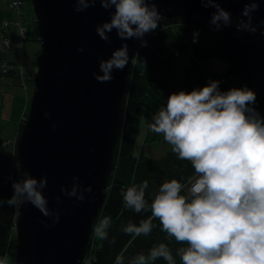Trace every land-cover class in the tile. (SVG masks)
I'll return each mask as SVG.
<instances>
[{
  "label": "clouds",
  "instance_id": "1",
  "mask_svg": "<svg viewBox=\"0 0 264 264\" xmlns=\"http://www.w3.org/2000/svg\"><path fill=\"white\" fill-rule=\"evenodd\" d=\"M72 2L77 12L97 2L106 10L115 8L110 19L96 25L97 34L106 42H110L109 33L115 29L122 41L136 39L140 48L148 47L144 37L155 31L162 19L156 0ZM200 3L215 9L210 18L215 30L232 25L231 13L221 7L219 0ZM258 8V0H245L242 16L235 24L237 31L252 34L257 31L253 13ZM198 36L199 31L195 30L193 43H197ZM77 51H83V47ZM129 58V46L123 43L107 59L99 60L100 71L93 76L98 82H109L114 78L113 70L122 71ZM255 100V92L247 85L221 91L218 80H211L202 88L169 95L166 106L153 115L149 129L163 134L179 159L191 162L197 178L184 195L181 189L186 185L176 178L166 180L151 204L145 199L147 180L126 191L122 189L125 208L136 213L151 211V216L139 225L130 221L122 228L124 233L147 236L155 227V218L168 237L186 245L176 249L182 264H264V117L252 106ZM22 176L12 182V195L7 200L0 199V206L30 203L44 217H51L53 224L58 223L59 212L49 208L43 193L47 177L38 179L27 170ZM73 180L78 181L79 177L74 176ZM78 189L79 185L74 183L70 191L64 188L61 191L79 202L84 201V192L93 191L91 185ZM111 222L105 216L93 226L94 234L107 239ZM41 223L48 226L47 220ZM158 258L175 264L165 243L153 246L147 257L139 254L130 264H149ZM0 264H8L7 258L0 259ZM116 264H123V257L118 256Z\"/></svg>",
  "mask_w": 264,
  "mask_h": 264
},
{
  "label": "water",
  "instance_id": "2",
  "mask_svg": "<svg viewBox=\"0 0 264 264\" xmlns=\"http://www.w3.org/2000/svg\"><path fill=\"white\" fill-rule=\"evenodd\" d=\"M41 51L29 117L18 142L19 178L23 171L47 177L43 190L50 209L59 212V222L44 217L30 203L19 208L17 264H84L95 220L99 216L114 165L120 117L128 77L139 40L122 41L116 30L110 42L102 40L96 25L110 19L115 8L99 2L83 12L75 11L72 0H32ZM231 16H242L245 0H219ZM162 19L175 13L196 14L210 23L215 9L200 0H156ZM253 13V22L264 18V0ZM213 26V25H212ZM226 26H222L221 29ZM123 43L129 46L128 65L113 70V79L98 82L99 60L107 59ZM83 51H77L78 47ZM45 112L48 113L45 116ZM55 124V128L52 125ZM79 180L74 181L73 177ZM18 178V179H19ZM74 183L84 192L79 202L61 191ZM59 198V201L57 200ZM42 220L48 221L45 227Z\"/></svg>",
  "mask_w": 264,
  "mask_h": 264
},
{
  "label": "trees",
  "instance_id": "3",
  "mask_svg": "<svg viewBox=\"0 0 264 264\" xmlns=\"http://www.w3.org/2000/svg\"><path fill=\"white\" fill-rule=\"evenodd\" d=\"M24 8L23 17L26 21ZM175 15L161 20L160 24L165 23L168 25ZM184 16L187 23H196L197 21L198 23L196 24L198 26L212 28L198 15L184 14ZM239 18L241 16H232V25L226 26L219 31L215 30L214 27L213 34L224 46L222 58L227 62L228 66L221 78L214 77L213 80L219 81L221 91H226L231 87L247 85L255 92L256 100L258 101V105L254 103L252 106L262 116L263 112L259 103L264 105V93L260 91L255 77L258 73H264V34H262L264 32L257 30L252 34L247 31H237L235 24ZM253 24L255 25V22ZM4 28L0 24V46L3 36L11 38L12 44L14 43V38L12 39L8 29ZM26 40H32L38 45L40 44L35 15L30 28L27 27L26 29L25 36L20 35L17 37V41L22 46H24ZM195 48L196 58L193 63L187 65L184 69V86L176 85V79L169 72L170 67L173 66L172 57H175L171 52L159 53L150 73L144 65L146 47L144 48V53H139L143 50V48H139L137 55L131 62L126 97L120 117L119 139L114 154V165L108 180L106 199L96 219V225L105 216H109L112 222L107 229L108 238L101 239L100 246L92 248V244L89 242L86 257L88 254H92L90 264H116L118 256L123 257V264H130V261L139 254H144L147 257L150 249L160 243H165L169 247L174 256L175 264H182L181 258L176 254V249L186 245L178 243L174 237H168L161 230L158 219H153L155 227L147 236H134L123 232L122 228L130 221L139 225L141 220H146L151 216V211L136 213L131 209L125 208L121 190L124 189L126 191L128 187L147 180L148 188L146 189L145 199L151 204L155 193L166 180L176 178L186 185V187L181 189V195H184L191 181L197 176L191 162L179 159L178 154L173 152L172 149L161 159L147 156L143 152L139 155L135 153L140 123L142 117H147L146 114H143L145 109H150L151 113L154 112L156 114L161 107L166 106L167 99L172 92H179L180 90L191 91L193 88H202L206 83L210 82L206 70L197 63L198 60L201 58L205 59V57H200L197 47ZM40 49L39 46L36 56L39 54ZM2 54L3 60L8 62L6 72L12 70V72L4 74L16 79L19 77L20 80L23 77L26 78L24 58H19V65L16 67L11 62V48L9 53L2 52ZM35 66L37 67L36 60ZM1 67L5 70L4 65H1ZM0 74H3V72L0 71ZM158 103L159 106L157 107ZM23 125L24 121L19 125V133L22 131ZM18 178V167L12 168L0 162V199L7 200L10 198L12 195L11 184ZM17 215L18 205L10 207L4 204L0 206V255L7 254L13 260L17 252V245L11 234L17 221ZM113 240L114 243L112 242ZM149 264H168V262L163 258H158L155 261H150Z\"/></svg>",
  "mask_w": 264,
  "mask_h": 264
},
{
  "label": "rangeland",
  "instance_id": "4",
  "mask_svg": "<svg viewBox=\"0 0 264 264\" xmlns=\"http://www.w3.org/2000/svg\"><path fill=\"white\" fill-rule=\"evenodd\" d=\"M11 2L12 1L10 0L9 7H7L5 10L8 11L7 19L9 21V24L10 26L11 25L13 26L12 36L14 38L16 34L20 36V22L18 21V17H19L18 12L15 11V9H13L10 6ZM24 10L26 15V22H24L23 25L27 29V27L30 28L31 24L33 23V16L35 15L34 5L31 0H26V5ZM175 14L176 15L173 17L172 20H170V23L168 25H166L165 23H161L155 31L148 33L146 37V40L148 41V47H146L145 49L144 65L147 71L149 73L152 72V66L156 61L159 53L161 52L170 53L173 48H179L181 51H183V47H182L183 43L190 42L193 46L195 47L197 46L200 48L201 57L209 58L207 61L204 58H201L197 62L206 70L208 74V80L211 81L214 79V77L221 78L226 68V61L222 58L224 54V46L213 34L214 26H212L208 22L207 23L210 26H212V28L206 26H198L196 24L198 23L197 21L196 23L193 22L187 23L185 22V16L183 13H175ZM4 20L1 21V25L3 27H4ZM36 22H37V18H36ZM255 25L257 26L258 31L264 32V18L258 22H255ZM10 26H6L4 29L9 30ZM195 30L199 31V36L197 37V43L192 42L193 32ZM25 44L27 45L29 44V42L26 40ZM13 46L14 45L12 44L11 52L13 50ZM39 46L41 48V44H39ZM7 49L8 47L2 43L0 46V71L3 72V74H0V162L12 168L13 167L19 168L20 161L18 157V142L22 135V131L20 133L18 132L19 125L22 121H24L25 123L29 117L30 106L35 90L34 88L35 85H34V79L32 78L29 81L30 90L28 93V89L26 90L24 88L25 86H27L26 83L24 82L25 81L24 77L20 80L19 77L18 79H16L10 75L4 74V73L12 72V70L6 72L7 70H3L1 67V65H5L2 52H6ZM139 53H144V48ZM171 54L173 53L171 52ZM29 59H30L29 54L26 52V62L29 63L30 61ZM172 59H173V66L170 67L169 72L176 79V85L184 86L185 85L184 69L187 65L193 63V59L189 58L186 52H182L180 56L172 57ZM35 60L36 58L34 59V61ZM255 80L259 85L260 91L264 93V73H258L255 77ZM26 97L28 98L26 99ZM255 104L258 105L257 100H255ZM259 105L263 112L262 117H264V105L260 103ZM149 110L145 109V111H143V114L144 115L146 114V116L155 114L154 112L151 113ZM26 112H28V114H26ZM146 122H147V117L145 118L142 117L140 123V132L135 146V153L136 155H139L141 152H143L147 156L153 157L155 159H161L167 154L168 151L172 149V145L168 144L165 141L163 134H157L154 132H149L148 140L146 141V143L143 142V136L145 132L144 127L146 126ZM151 122H152V118L148 119L147 122L148 127ZM19 208L20 205H18L17 221L11 234V237L16 240L17 247L19 245L18 229H17V222L19 219ZM96 222L97 220H95L94 225H96ZM89 242L92 244V248L95 247L97 248L98 246H100L101 239L94 234V231H92V235ZM4 258H7L8 264H17L15 258L13 260L7 254L0 255V259H4ZM91 259H92V254L90 253L84 259V264H90Z\"/></svg>",
  "mask_w": 264,
  "mask_h": 264
},
{
  "label": "crops",
  "instance_id": "5",
  "mask_svg": "<svg viewBox=\"0 0 264 264\" xmlns=\"http://www.w3.org/2000/svg\"><path fill=\"white\" fill-rule=\"evenodd\" d=\"M32 1V0H31ZM9 2L10 0H0V24H1V21H3L4 19H7L8 18V11H6L5 9L7 7H9ZM26 22V21H25ZM26 25V24H25ZM12 26V25H11ZM10 26V29L8 30L9 31V34H11L12 36V33H13V26L11 27ZM29 28V27H28ZM17 33V32H15ZM17 37L18 35L16 34V36L14 37V43H13V50L11 52V59H12V63L14 65H16V67L19 65L18 64V60L19 58L23 57L24 58V62H25V65H24V73H25V77L24 78V82L26 83V87H24L26 90L28 89V93H29V90H30V87H29V81L34 77H35V74L36 72L38 71V67L35 66V61H34V58L36 56V53H37V50L39 49V45L35 42V41H32V40H27L29 42V44H24V46L21 45L20 42L17 41ZM12 39H13V36H12ZM16 40V41H15ZM28 47V48H27ZM197 47V46H196ZM197 51H198V54L200 55L201 57V50L199 47H197ZM26 52L29 54V57H30V61L29 63L26 62ZM37 57V56H36ZM209 58L205 57V60L207 61ZM37 65V63H36ZM228 64L226 62V68H227ZM225 68V70H226ZM20 82V80H19ZM35 85V83H34ZM28 97H26L27 99ZM159 106V103L157 104V107ZM156 107V108H157ZM159 109V108H158ZM153 118V115H150V116H147V122H148V119H151ZM147 122H146V126L144 127V136H143V142L146 143V141L148 140V134L150 131V129L148 128L147 126Z\"/></svg>",
  "mask_w": 264,
  "mask_h": 264
},
{
  "label": "built area",
  "instance_id": "6",
  "mask_svg": "<svg viewBox=\"0 0 264 264\" xmlns=\"http://www.w3.org/2000/svg\"><path fill=\"white\" fill-rule=\"evenodd\" d=\"M11 4L10 6L15 9V11L18 12L19 14V17H18V21L20 22V35L21 36H25L26 34V28L24 27L23 23L25 22L24 20V17H23V8L25 7L26 5V0H11ZM9 25V21L7 19L4 20V27L8 26ZM25 31V32H24ZM148 34H146L147 36ZM145 36V37H146ZM2 43L8 47V49L6 50L7 53H9L10 51V48H11V45H12V41H11V38H8V37H5L3 36V39H2ZM183 51H181L179 48H173L172 49V53L174 56H180L182 54V52H186L187 56L191 59H195L196 58V50L194 48V46L189 42V43H183ZM7 65H8V62L6 61L5 62V65H4V69L6 70L7 69ZM197 178V176L191 181L190 183V186L189 188L191 187V184L194 183L195 179Z\"/></svg>",
  "mask_w": 264,
  "mask_h": 264
},
{
  "label": "bare ground",
  "instance_id": "7",
  "mask_svg": "<svg viewBox=\"0 0 264 264\" xmlns=\"http://www.w3.org/2000/svg\"><path fill=\"white\" fill-rule=\"evenodd\" d=\"M85 258H86V256H85Z\"/></svg>",
  "mask_w": 264,
  "mask_h": 264
}]
</instances>
